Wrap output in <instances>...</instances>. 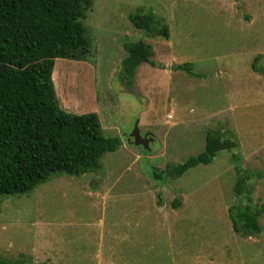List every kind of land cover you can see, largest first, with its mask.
Masks as SVG:
<instances>
[{
  "label": "rangeland",
  "instance_id": "rangeland-1",
  "mask_svg": "<svg viewBox=\"0 0 264 264\" xmlns=\"http://www.w3.org/2000/svg\"><path fill=\"white\" fill-rule=\"evenodd\" d=\"M152 12L169 28L150 37L129 17ZM82 25L86 60L56 58L53 84L71 113H97L101 133L118 137L99 169L58 173L32 191L0 195V256L28 264H260L261 231L231 228V152L179 177L154 173L204 149L207 132L236 142L241 167L264 172V0H92ZM152 46L131 85L119 74L124 42ZM259 55V58L255 59ZM193 64V76L175 66ZM51 75V76H52ZM150 132L149 150L128 141ZM264 204V177L248 180ZM179 200L174 206V201Z\"/></svg>",
  "mask_w": 264,
  "mask_h": 264
},
{
  "label": "trees",
  "instance_id": "trees-1",
  "mask_svg": "<svg viewBox=\"0 0 264 264\" xmlns=\"http://www.w3.org/2000/svg\"><path fill=\"white\" fill-rule=\"evenodd\" d=\"M91 4L92 0H0V195L28 193L54 174L95 171L103 154L121 143L118 137L101 133L96 112L64 110L51 76L56 58L80 61L90 53L81 19ZM129 21L150 37L169 36L167 24L150 11L132 15ZM123 47L126 55L119 74L131 85L137 66L154 65L152 46L137 40L124 42ZM175 68L198 75L189 62ZM253 69L264 73L255 65ZM236 146L217 132H207L201 152L181 163L166 164L153 177L162 173L179 177L193 166L211 162L218 151L228 150L236 172L234 191L245 193L247 202L230 204L227 214L235 233L252 236L261 230L258 217L264 215V204L252 203L248 180L263 178L264 172L243 169L232 151ZM0 264L28 263L24 258L0 256Z\"/></svg>",
  "mask_w": 264,
  "mask_h": 264
},
{
  "label": "water",
  "instance_id": "water-1",
  "mask_svg": "<svg viewBox=\"0 0 264 264\" xmlns=\"http://www.w3.org/2000/svg\"><path fill=\"white\" fill-rule=\"evenodd\" d=\"M153 139V135L150 132L141 135L137 125H135L129 135L128 141L134 145H141L144 149H150L149 143L153 141Z\"/></svg>",
  "mask_w": 264,
  "mask_h": 264
},
{
  "label": "crops",
  "instance_id": "crops-1",
  "mask_svg": "<svg viewBox=\"0 0 264 264\" xmlns=\"http://www.w3.org/2000/svg\"><path fill=\"white\" fill-rule=\"evenodd\" d=\"M52 79H53V75H52ZM54 86H55V83H54ZM55 89H56V87H55ZM93 111H97V110H93ZM260 231H261V230H260ZM259 233H260V232H259ZM259 233L255 234V235H252V236H246V238L249 239V240H253L254 238L256 239V238H257V235H258ZM260 264H264V261L260 262Z\"/></svg>",
  "mask_w": 264,
  "mask_h": 264
}]
</instances>
